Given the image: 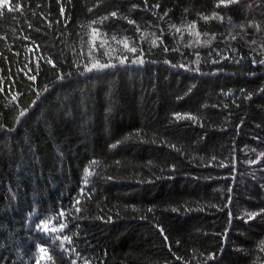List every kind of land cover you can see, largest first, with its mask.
Here are the masks:
<instances>
[{"label": "trees", "instance_id": "trees-1", "mask_svg": "<svg viewBox=\"0 0 264 264\" xmlns=\"http://www.w3.org/2000/svg\"><path fill=\"white\" fill-rule=\"evenodd\" d=\"M0 264H264V0H0Z\"/></svg>", "mask_w": 264, "mask_h": 264}, {"label": "rangeland", "instance_id": "rangeland-1", "mask_svg": "<svg viewBox=\"0 0 264 264\" xmlns=\"http://www.w3.org/2000/svg\"><path fill=\"white\" fill-rule=\"evenodd\" d=\"M189 31L195 37H201L194 27H187L185 32ZM89 38L90 45L95 53L99 52L105 55L106 58L115 57L117 54H119V57H122L124 52H135L133 44H131V41L126 36L111 38L99 30L92 29Z\"/></svg>", "mask_w": 264, "mask_h": 264}, {"label": "snow or ice", "instance_id": "snow-or-ice-1", "mask_svg": "<svg viewBox=\"0 0 264 264\" xmlns=\"http://www.w3.org/2000/svg\"><path fill=\"white\" fill-rule=\"evenodd\" d=\"M44 227L47 229L48 225L45 224ZM53 231H55V229H53ZM41 251H44L43 249H41Z\"/></svg>", "mask_w": 264, "mask_h": 264}]
</instances>
